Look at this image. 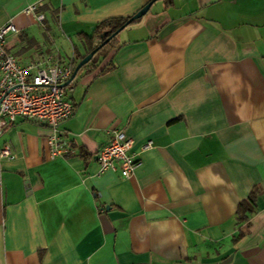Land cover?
Segmentation results:
<instances>
[{"label": "crops", "instance_id": "crops-1", "mask_svg": "<svg viewBox=\"0 0 264 264\" xmlns=\"http://www.w3.org/2000/svg\"><path fill=\"white\" fill-rule=\"evenodd\" d=\"M148 1L0 0V25L17 29L4 47L64 65L87 53L79 35ZM37 2L40 22L24 12ZM148 12L117 33L108 71L68 82L63 155L49 157L47 126H4L0 264H264V0H154ZM110 128L140 163L127 178L94 159Z\"/></svg>", "mask_w": 264, "mask_h": 264}, {"label": "built area", "instance_id": "built-area-1", "mask_svg": "<svg viewBox=\"0 0 264 264\" xmlns=\"http://www.w3.org/2000/svg\"><path fill=\"white\" fill-rule=\"evenodd\" d=\"M40 2L28 5L25 13H34L36 21L43 19L39 11ZM17 29L12 21L0 25V134L4 126L21 117L38 125L47 126L50 135L45 139L49 157L63 155L68 151L58 126L72 114V104L66 93L71 89L66 80L73 70V64L43 65L42 61L19 63L6 51L4 38ZM107 142L94 152L99 171H117L122 178L129 177L139 166L131 151L132 140L125 137L123 130L110 128ZM150 147V141L141 149ZM7 146L0 148V158H10Z\"/></svg>", "mask_w": 264, "mask_h": 264}, {"label": "trees", "instance_id": "trees-1", "mask_svg": "<svg viewBox=\"0 0 264 264\" xmlns=\"http://www.w3.org/2000/svg\"><path fill=\"white\" fill-rule=\"evenodd\" d=\"M129 16H111L100 20L99 22L95 23L93 29L89 36L79 35L81 39H83L85 43L86 52L90 51L96 45H98L101 41H103L108 35H110L113 31H115L118 27H120ZM137 20V19H136ZM130 21L127 25L132 24L134 21ZM118 34L110 38L106 43H104L100 48H98L90 60L83 64L80 69L91 68L96 71V75L102 74L108 71L111 68L110 59L111 56L114 54L115 50L121 45L118 42L117 38ZM96 39V40H95ZM83 55H78L76 58L78 60ZM106 57L108 61L103 64L101 67H98L102 60ZM78 60H74L71 63L73 66L77 63ZM253 202H254V194L253 191L250 192L248 197L245 200H241L238 202L236 209H235V217L236 220L239 222L245 221L247 215L252 212L253 210Z\"/></svg>", "mask_w": 264, "mask_h": 264}, {"label": "water", "instance_id": "water-1", "mask_svg": "<svg viewBox=\"0 0 264 264\" xmlns=\"http://www.w3.org/2000/svg\"><path fill=\"white\" fill-rule=\"evenodd\" d=\"M154 0H149L148 2H146L144 5H142L137 11H135L132 15H130L128 17V19L120 26L118 27L115 31H113L110 35H108L103 41H101L98 45H96L94 48H92L90 51H88L86 54H84L75 64V66L73 67L72 73L70 74L69 78L66 80V83H68L73 76L75 75V73L78 71V69L85 64L86 62H88L90 60V58L92 57V55L94 54V52L100 48L104 43H106L110 38H112L113 36H115L118 32H120L125 26H127V24L130 21H133L135 19L140 18L142 15L145 14V12L147 11V9L149 8L150 4L153 2Z\"/></svg>", "mask_w": 264, "mask_h": 264}, {"label": "rangeland", "instance_id": "rangeland-1", "mask_svg": "<svg viewBox=\"0 0 264 264\" xmlns=\"http://www.w3.org/2000/svg\"><path fill=\"white\" fill-rule=\"evenodd\" d=\"M143 21L144 23L147 25L149 23L150 20V12H148L147 14L143 15ZM118 37H120V35H118Z\"/></svg>", "mask_w": 264, "mask_h": 264}]
</instances>
